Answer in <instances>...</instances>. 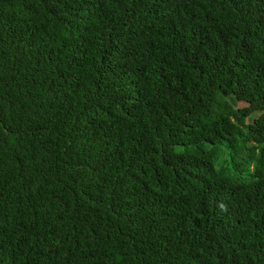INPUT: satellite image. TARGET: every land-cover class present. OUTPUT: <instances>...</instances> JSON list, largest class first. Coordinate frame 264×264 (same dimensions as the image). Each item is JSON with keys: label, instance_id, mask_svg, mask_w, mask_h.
<instances>
[{"label": "trees", "instance_id": "16d2710c", "mask_svg": "<svg viewBox=\"0 0 264 264\" xmlns=\"http://www.w3.org/2000/svg\"><path fill=\"white\" fill-rule=\"evenodd\" d=\"M0 264H264V0H0Z\"/></svg>", "mask_w": 264, "mask_h": 264}, {"label": "rangeland", "instance_id": "374dc122", "mask_svg": "<svg viewBox=\"0 0 264 264\" xmlns=\"http://www.w3.org/2000/svg\"><path fill=\"white\" fill-rule=\"evenodd\" d=\"M237 105H238V106H241L242 104H241V103H238Z\"/></svg>", "mask_w": 264, "mask_h": 264}]
</instances>
